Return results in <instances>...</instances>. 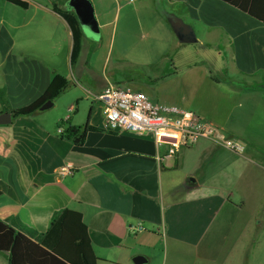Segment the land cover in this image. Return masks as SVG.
I'll use <instances>...</instances> for the list:
<instances>
[{
	"label": "crops",
	"instance_id": "obj_1",
	"mask_svg": "<svg viewBox=\"0 0 264 264\" xmlns=\"http://www.w3.org/2000/svg\"><path fill=\"white\" fill-rule=\"evenodd\" d=\"M21 1L25 8L0 0V115L35 102L55 75L68 81L64 92L75 88L99 106L85 123L69 116L78 112L70 105L55 120L46 110L0 125V220L14 217L44 233L55 213L76 211L96 264H134L135 257L143 264L264 263V24L220 0H89L99 33L109 31L97 67L90 56L96 41L85 36L71 64V30L53 9L74 14L68 0ZM172 17L196 39L200 33L213 41L204 45H223V69L252 83L220 82L204 65L171 57L178 42ZM135 37L152 42L145 54L146 63L157 62L155 74L136 85L115 83L116 62L137 63L119 49ZM108 84L193 112L245 150L239 155L200 140L166 158L150 133L108 131L96 100ZM67 119L99 131L75 147L57 133ZM64 166L73 173L60 176ZM138 224L143 231L132 234ZM0 264H8L1 252Z\"/></svg>",
	"mask_w": 264,
	"mask_h": 264
},
{
	"label": "trees",
	"instance_id": "obj_2",
	"mask_svg": "<svg viewBox=\"0 0 264 264\" xmlns=\"http://www.w3.org/2000/svg\"><path fill=\"white\" fill-rule=\"evenodd\" d=\"M21 8L26 3L21 0H6ZM264 24V0H220ZM54 11L67 22L72 34L71 64H74L84 37L76 16L62 12L53 6ZM214 79V78H213ZM216 80V79H214ZM68 81L55 75L40 98L27 107L9 111L12 118L30 116L39 112L47 101L54 102L67 88ZM259 86V84H257ZM256 85V86H257ZM0 100L3 93L0 92ZM91 110L89 111V116ZM58 127H64L61 138L81 147L88 132L99 131L88 125L72 126L70 121H60ZM0 252L7 255L8 264H96L97 259L92 251L87 227L80 213L68 209L54 214L48 229L37 233L28 228L17 218L0 220Z\"/></svg>",
	"mask_w": 264,
	"mask_h": 264
},
{
	"label": "built area",
	"instance_id": "obj_3",
	"mask_svg": "<svg viewBox=\"0 0 264 264\" xmlns=\"http://www.w3.org/2000/svg\"><path fill=\"white\" fill-rule=\"evenodd\" d=\"M101 104L105 128L112 132L143 135L150 133L158 152L164 148V156L172 157L181 148L194 146L207 140L216 147L241 155L245 146L225 136L218 127L193 112L174 105L154 103L140 91L108 84L96 96ZM63 129L59 127L57 133ZM70 166L59 169L60 176L71 175ZM143 231L138 224L130 228L132 234Z\"/></svg>",
	"mask_w": 264,
	"mask_h": 264
},
{
	"label": "rangeland",
	"instance_id": "obj_4",
	"mask_svg": "<svg viewBox=\"0 0 264 264\" xmlns=\"http://www.w3.org/2000/svg\"><path fill=\"white\" fill-rule=\"evenodd\" d=\"M107 32L109 31L102 30L99 38L95 40L96 42H92L94 46H93L92 54L90 56L92 57V59H94V64L97 67L102 65L106 52H107L108 35H109L107 34ZM197 34L199 38L197 40L199 41L198 43H195V44L182 45V44H178V42L173 41L174 45L177 47L176 49L178 51V54L175 55L176 49H174L175 54L171 55V57L175 56V58L177 60L180 59L182 63L196 61L204 65L207 69L211 71L213 78L220 82H227V81L235 82L237 80H240L241 82H244L245 84L252 83V81L248 80L247 78H244V77L240 78L238 75H233L229 73L226 69H223V65H224L223 55H222L223 50H224L223 45H221L220 47L214 46V45L206 46L204 45V43H207L210 41L203 40L201 37V34L200 33H197ZM159 41H163L167 43L169 39L167 37ZM212 42L213 41H211L210 43ZM150 46L153 47V44L150 40L148 39L141 40L138 37H135L133 40L127 41L125 46L119 48L128 58H134L137 63L135 65H131L132 63L129 62V64L127 65L124 63L119 64L116 62V69L118 71H117V77L115 78L116 80H114L115 83L119 82L120 84L124 82L122 80H127L129 83H134L136 85V84L146 81L147 80L146 76L152 77L153 74H155L154 65H156L157 62L146 63L150 60L148 59L145 52L147 48H149ZM155 47L158 49H162L161 46L157 43H155ZM115 51L113 52V55L111 56L110 65H112L113 61L115 60V56H114ZM126 60L128 61V59ZM137 64H140V65H137ZM144 65H149V66L145 68ZM110 70L111 68L108 67L107 71L109 72ZM262 82L264 85V81ZM121 86L126 88V85L124 84H122ZM162 104L172 105L168 103H162ZM70 105H72L76 109L78 108V112L72 111V114H69V116L75 117L76 121H79L80 123H85L87 119V115L89 113V109L91 107L94 108L92 110V114H93L94 112H96V109H98V106H99L97 103H94L92 98L89 97L87 94L83 92L80 94L78 90H76L75 88L74 89L70 88L68 91L61 94L53 102L52 108L47 110L46 113H48V115H51L53 120H55V118L57 119L59 116H63L66 111L68 112V108ZM233 140H237V139H233ZM237 141L244 144L240 140H237ZM161 150L164 151V148ZM262 191L264 192V188H262ZM261 209L264 210V200L262 202ZM262 216H264V212H262Z\"/></svg>",
	"mask_w": 264,
	"mask_h": 264
},
{
	"label": "water",
	"instance_id": "obj_5",
	"mask_svg": "<svg viewBox=\"0 0 264 264\" xmlns=\"http://www.w3.org/2000/svg\"><path fill=\"white\" fill-rule=\"evenodd\" d=\"M66 9L74 12L82 33L86 38L94 41L99 38L100 33L98 24L94 17L92 4L89 0H68ZM169 23L180 44L185 45L197 43L193 29L188 24H185L180 18L172 17L169 19ZM52 106L53 103L47 101L39 110L46 111L52 108ZM10 120V114L5 113L0 115V125H6ZM144 262L145 260L142 257H135L133 259L134 264H143Z\"/></svg>",
	"mask_w": 264,
	"mask_h": 264
}]
</instances>
